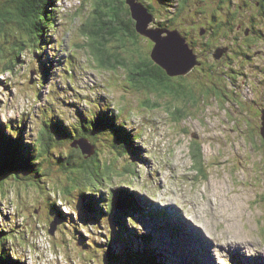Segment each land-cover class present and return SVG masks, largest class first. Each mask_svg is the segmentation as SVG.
<instances>
[{
  "label": "rangeland",
  "instance_id": "1",
  "mask_svg": "<svg viewBox=\"0 0 264 264\" xmlns=\"http://www.w3.org/2000/svg\"><path fill=\"white\" fill-rule=\"evenodd\" d=\"M130 1L133 9L141 7ZM220 1L188 0L184 13L177 14L174 7H169L167 13L170 17L178 15L174 22L188 23L194 16L190 10L202 12L197 15L200 19ZM34 2L38 12L46 16L47 24L44 19L40 24L45 32L36 30L27 35L13 23L2 25L0 127L7 124L20 133L23 130L26 135L23 132L24 137L16 142L25 151L24 139L36 137L43 119L59 118L73 126L76 118L79 122L78 116L84 119L85 114L82 121L99 117L103 126L104 121L108 122L106 128L117 120L113 126L122 125L121 131L113 133L118 134L123 151L115 148L113 136L106 130L101 138H87L85 146L90 147L92 155L99 154L102 168L90 162L88 157L92 155L86 156L81 147L70 151L71 145L64 143L55 151L69 150L79 156L78 162L87 160L83 168H77L81 171L68 173L67 165L58 166L55 158L49 157L44 164L47 175L33 177L32 181L6 180L3 189L0 187V220L11 224L9 231L20 234V240L7 244L9 250L21 252L23 264H87L79 239L83 236L85 243L93 246L104 240L106 231L91 232L85 226H96V222L86 210L80 216L78 212L84 204L92 210L94 203L102 212L111 189L123 187L145 211L130 215L134 218L130 220L136 228L149 232L152 245L169 264H264V141L259 130L264 119V39L256 37L253 43L258 44L247 51L240 43L237 45L239 39L246 40L244 31L232 33L236 41L228 42L232 47L228 58L232 55L233 59L225 60L231 67L227 77L221 76L223 65L207 72L206 63L211 61L206 55L211 51L202 53L196 48L205 73L199 70L198 76L191 72L185 79L168 76L173 82L171 90L153 91L145 83H137L140 69L134 63L145 58L148 66H154L155 61L150 59L156 41L149 43L151 38L145 34L133 43V37L123 29L119 34L116 29L104 40L114 24L112 14H106L107 7L100 9L104 0ZM10 3L17 4L0 0V11H12ZM257 5L249 4V21L251 14L264 17L259 1ZM155 12L164 14L158 8ZM47 17H52L54 27L50 28ZM102 22L104 29L98 32ZM141 23L140 28L148 30L149 17ZM156 25L149 34L169 36L164 26ZM250 26L243 30L250 32ZM15 32L25 40L31 36L34 53L25 49L19 54L15 50L17 43L10 41L17 37ZM246 52L249 57L241 59ZM187 53L190 57L187 65L182 63L184 68L193 63ZM223 55L224 48L217 51V58ZM246 60L255 65H248ZM182 80L187 96L199 98L197 106H186L172 93L180 89ZM48 103L53 104L50 107ZM51 136L44 128V137ZM75 177L76 182H71ZM67 182L73 188L70 192L63 190ZM49 203L57 206V213L65 212L51 235L49 222L56 217L52 218L53 211L47 209ZM121 249L119 246V252ZM93 254L91 251L89 255ZM93 256L104 258L101 253ZM90 262L100 263L98 259Z\"/></svg>",
  "mask_w": 264,
  "mask_h": 264
},
{
  "label": "trees",
  "instance_id": "2",
  "mask_svg": "<svg viewBox=\"0 0 264 264\" xmlns=\"http://www.w3.org/2000/svg\"><path fill=\"white\" fill-rule=\"evenodd\" d=\"M13 1L17 2L15 6L12 5V3H10L9 5V9L13 12H4V10L2 12L0 11V39H3V33L5 31L2 28V25H5V22L17 25L27 35L32 34V32H35L36 30H40L41 33L45 32V27H41L40 24L42 23L43 19L44 25L47 24L46 16L38 12V8L34 0H11V2ZM136 1H138L141 5H143V7L146 8V15L154 16V23L152 24L153 26L155 23H157V27H162L164 26V22L169 21V25H173V28L179 30L190 43V45L196 46L197 44H205L206 47H208L211 51L210 54L206 55L211 61L209 63H206V71L211 73L213 67H215L216 65H223L225 67V70L221 73V76L227 77V74L228 72H230L229 69L231 67L229 66V62L225 60H232V55H230V58H228V53L230 52L229 51L227 53H224L223 57L217 58L216 54L217 51L222 48L230 47L232 49L231 46H228L229 41L231 42V44L235 42L233 41L234 38H231V32L234 33L233 28L238 23H240V17H249L247 13V9L249 6L247 8L245 6L250 3V0H221L217 3V5H215V7H213L212 11L210 10L209 17H206V12H203L205 15H203V17L200 19L197 18V15L201 14L202 12L197 13L198 11L190 10L194 12V16L192 17L191 22L188 23L184 21H180L178 23L174 22V20L178 16L177 14L184 13V6L185 4H187L188 0ZM151 1L153 2V4L150 3ZM257 1L260 2V13H263L264 0ZM106 7V14L108 15V12L112 14L111 21L114 24L112 28L113 30L109 29L107 31L108 36L107 34L103 36L104 40L110 37V34L114 33L116 29L117 34H119L120 30L123 29L125 34L133 37L134 43L136 41L135 38H138V36L141 34H139L136 19H133L131 16L132 8L128 4V1L104 0L103 8L100 7V9L104 10V8ZM169 7H174L176 9L175 11H177V14H171L172 17L167 15ZM157 8L161 12L163 11L164 14L160 15L158 14V12H155ZM225 11H227L226 14H224ZM258 18L255 14H251V20L249 21L252 26L251 30L255 31L254 28H256L257 30L259 28V38L264 39V17L258 16ZM50 19H52V17L48 18V24L50 25V28H52L56 25V23L53 22L54 20ZM192 23H194V25H192ZM255 24L259 25L256 27L254 26ZM103 25L104 22H102L101 25L102 29L100 28L98 32L104 29ZM204 29H206V31ZM15 36L17 37L13 39L11 38L10 41H15L17 43L15 50H18L19 54H22L25 49H27L30 53H34V43L33 41H31V36L28 40H25V37L21 33L15 32ZM220 37L223 38L221 40V42L223 41L222 45H220L221 42L218 43ZM238 44L239 41L237 42V45ZM239 51L241 52V50ZM247 54L248 53L246 52L242 53L241 55L244 58H247L249 57V55ZM114 56L118 57L116 53H114ZM246 61H248V65L250 63H253L251 60ZM197 63L198 64H196L190 72L185 74L186 76L180 75V77L184 76L181 78L185 79L187 78V76H189V74H191V72H195V74L201 76V74H199V70H201L202 73H205V69L203 70L204 61L197 60ZM143 65L147 67V69H144ZM199 65H201L202 67H200ZM254 65L255 63L252 64V66ZM134 66L140 69V72L136 73L140 78L138 79L137 83H145L153 91L158 88L166 90L173 83L170 82V80L167 78L169 75H167L166 72L156 64H154V66L153 64H150V66H148V62L146 60H137V62L134 63ZM262 82L264 83V78L262 79ZM179 85L180 89H177L176 91L172 90V93L179 99V101H185L184 104L186 106H189L190 108L191 106H197V100L199 98L189 97V95L187 96V93L185 92L186 83L184 81L183 83L179 82ZM168 90H171V88H169ZM194 90L195 93H198L197 88H195ZM186 99H190L191 101L189 100V102L191 104L187 102ZM99 120H97V117H95L93 120L91 119L87 122H84L83 124H80V127L70 128V126H65V124L61 123L60 121L50 122L45 119L44 126L47 127L49 135L52 136L50 138L44 137L43 128L39 127L37 136L35 138L24 139V147L27 149L25 151L20 147V144L16 142L20 133H13V131H10V133L6 134L5 132H3V137L0 139V187L3 189L6 180L10 178H12L14 181L16 179H27L32 181L33 177L34 179L38 178L44 173H46L47 175L48 173L44 164L47 158L49 159V157H54L58 163V166L67 165L66 170L68 173H71L74 170H77L78 172L81 171L77 168H83V165L87 160L85 161L84 159L83 161L78 162L79 156L70 154V151L76 149L71 148L70 151L60 149L57 152L55 151V148L57 147L62 148L64 143H68V145H71L70 142L72 139H77L81 136L87 135L88 138L90 137L89 139L95 140L97 138H101L106 130H108L113 136V140H111V143L116 146L115 148L121 150L120 148H122V146L120 144V138L118 134L115 135L113 132H117L119 127L122 126L119 125L116 128H111L108 126V128H106L107 126L105 124V126H103V124H101ZM113 125L114 123H112V126ZM27 136H30V134ZM98 155V153H95V155L88 157V159H90V162L92 163H98L100 169L103 167V164L98 159ZM76 179V177L75 179H71V182L75 183ZM68 183L69 182L66 183L63 190L70 192L71 189L73 190V188H69V185L71 183ZM99 190L101 189L99 188ZM124 190L126 189L123 187L111 189V192L109 193L110 195L108 196V199H106L107 201H105L104 205L102 206L103 209L101 208L102 212L96 210L97 203H94L95 207L92 210L90 209V207H86L85 204L79 210V214L83 213V211L85 212L86 210L88 213L87 215L96 222V226L94 225L92 228L93 230L98 231L99 233H101L100 229H104L106 231L104 240H102L101 242L98 241L97 243L95 242V245L93 246L85 243V239L83 236L79 239L81 247L84 248L82 251L80 250V252L82 255L87 256V264H91L90 261L97 259L100 261L99 264H169L168 259L161 253H159L157 249L152 245L151 235L147 232H139V230L135 227V224L132 221V219L134 220L133 217L136 215V213L141 212V214H143L145 211L139 204V206H137V203L133 202L127 196V192L125 194L122 193V191ZM55 206L56 205L54 203H49L47 205V209L51 212L53 211L52 218L56 217V219L58 220L59 218H62L65 212L57 213V209L55 208ZM130 215L133 217H129ZM119 218L120 220H117ZM130 218L132 219L130 220ZM65 221L67 220L65 219ZM64 224H66V222H64ZM10 225L11 224L6 221L0 222V241L1 243H3V248L2 246L0 248V264H23V262L20 260V258L22 257L21 252H19L18 250H13V248L9 250V248L7 247V244H13L17 240H20V234L16 235L12 230H8L10 228ZM88 225L90 227V224ZM74 229L76 230V227H74ZM113 230L114 232L112 233ZM119 246H121L122 248L120 252L118 250ZM91 251L92 253H94L93 255H99V253H101V256H103L104 258L99 259L98 257H94L93 255L90 256L89 254L91 253ZM123 251H125L126 253L122 254Z\"/></svg>",
  "mask_w": 264,
  "mask_h": 264
},
{
  "label": "water",
  "instance_id": "3",
  "mask_svg": "<svg viewBox=\"0 0 264 264\" xmlns=\"http://www.w3.org/2000/svg\"><path fill=\"white\" fill-rule=\"evenodd\" d=\"M130 7L132 8V15H134V18L137 19V27L139 32H142L144 34H148V36L156 41L155 44V48L153 49L154 51L152 52V57L154 59V61L165 70V72L169 75V76H173V75H185L187 74L189 71H191V69L198 64L196 62V60H193V63L190 64L189 67L184 68L183 67V62H185V64H188V56L189 53H187V51H185V45L182 41V39L179 36V33H177V31H171L169 30V36L166 37H156L154 35L149 34L148 32H145L144 30H142L141 27V20L144 21L147 19V17H149V20L152 21V16L150 15H146V8L143 7V5H141L140 3H138V1L134 3L139 4L141 7H137V10L133 9V3L129 0L128 1ZM141 9L144 12V17H142V12ZM141 14V18H137V15ZM139 20V23H138ZM157 47H159L158 52H155ZM186 64V65H187ZM174 69V70H173ZM262 125L263 127L260 128V133L262 136V140L264 141V119H262ZM77 144L81 147L82 151L84 152V154H86V156H91L92 153L90 150V147L88 149H85V146L87 145V142L85 139L79 140L77 141V143H73V146H77ZM93 150V149H92ZM90 153V154H89ZM55 229H57L56 226V222L53 221L50 224V228H49V233L53 234Z\"/></svg>",
  "mask_w": 264,
  "mask_h": 264
},
{
  "label": "flooded vegetation",
  "instance_id": "4",
  "mask_svg": "<svg viewBox=\"0 0 264 264\" xmlns=\"http://www.w3.org/2000/svg\"><path fill=\"white\" fill-rule=\"evenodd\" d=\"M8 1H10V0H8ZM202 2L204 1H206V2H209L210 3V0H201ZM209 3L207 4V5H209ZM250 3H253V5L255 6V7H258V5H257V3H258V1L256 0V3H255V1L254 0H250ZM249 3V4H250ZM249 4L248 5H246L245 7L247 8L248 6H249ZM206 5V6H207ZM213 7H215V5H213L207 12H206V17H209L210 16V10L212 11V9H213ZM7 10H5L4 12H6ZM226 12L227 11H225L224 12V14H226ZM247 13H248V11H247ZM168 15V14H167ZM166 15V16H167ZM131 16H132V18L133 19H135L134 18V15H132L131 14ZM143 17V16H142ZM137 18H141V14H138L137 15ZM153 23H149V25H148V29H153L154 28V26L152 25ZM169 24H164V28H163V31H165V32H167L168 30H171V31H177V33H179V36H180V38L182 39V41H183V43H184V45H185V51H189L190 52V54H191V57L193 58V60H200V56H198V52L197 53H195V49L196 48H200V51H202V53H205V51L207 50L208 52L210 51L209 50V48L208 47H206V45L205 44H198V45H196V46H193V45H190V43L187 41V39L183 36V34L179 31V30H177V29H175V28H173V25L172 26H168ZM192 25H194V23H192ZM246 27L245 29H248V27L250 26V22H249V17H240V23H238L234 28H233V30H234V32L235 31H237V32H240V31H244V33H245V38H246V40L245 39H239V43H240V45H241V47H243V48H245V50H247L248 51V48H251L252 46H256L257 44H258V42H256V43H253V41H256L255 40V38L257 37L259 40H260V38H259V34H258V31L260 30L259 28H258V30L256 29V28H254V30L255 31H257V32H255V31H253V30H251L250 32L249 31H247L246 32V30H243V27ZM226 27V26H225ZM146 28V29H147ZM157 28H159V27H157ZM143 30V29H142ZM205 31H206V29H204ZM204 30H202V31H204ZM145 32H148L149 30H144ZM139 34H141V35H144V34H142V32H139ZM231 38H234L233 37V35H232V32H231ZM151 40L152 39H150L149 40V43L151 42ZM153 41V40H152ZM233 41H236V39L234 38L233 39ZM228 50H229V47H226V48H224V53H227L228 52ZM151 56V55H150ZM189 57H190V55H189ZM241 59H243V56H242V58ZM241 59H239V60H241ZM144 60H145V58H144ZM150 60H154L153 59V57L151 56V59ZM156 63V62H155ZM264 63V62H263ZM156 65H158L157 63H156ZM159 66V65H158ZM160 67V66H159ZM161 68V67H160ZM162 69V68H161ZM158 71H161V70H158ZM43 223H45V222H43Z\"/></svg>",
  "mask_w": 264,
  "mask_h": 264
},
{
  "label": "bare ground",
  "instance_id": "5",
  "mask_svg": "<svg viewBox=\"0 0 264 264\" xmlns=\"http://www.w3.org/2000/svg\"><path fill=\"white\" fill-rule=\"evenodd\" d=\"M46 55L49 56L48 54H46ZM40 67H41V64H40ZM115 122H118V121H117V120H115V121L112 120V123H115ZM104 124L107 125L108 122H107V121H104ZM117 125H118V124H117ZM116 127H118V126H116V125H115V126H111V128H116ZM20 130H21V129H20ZM119 130L121 131V129H119ZM20 132H21V131H19V130L17 131V133H20ZM23 132H24V131L22 130V133H20V135H19V138H20V139L23 138L24 135H26L25 132H24V135H23ZM122 193L125 194L126 192H125V191H122ZM162 214H165V209L163 210ZM176 217H177V216H176ZM178 223H179V222H178ZM185 224H186V223H185ZM202 232H203V230H202ZM50 235H51V234H50ZM209 250H210V249H209ZM194 255H195L196 258H199V257L197 256V254H194Z\"/></svg>",
  "mask_w": 264,
  "mask_h": 264
},
{
  "label": "clouds",
  "instance_id": "6",
  "mask_svg": "<svg viewBox=\"0 0 264 264\" xmlns=\"http://www.w3.org/2000/svg\"><path fill=\"white\" fill-rule=\"evenodd\" d=\"M11 1V0H10ZM151 22V21H150ZM148 30H153V29H148ZM147 31V30H146ZM169 31V30H168ZM167 31V32H168ZM148 33H149V31H148ZM145 35V34H144ZM147 36H148V34H146ZM196 62H197V60H196ZM163 69V68H162ZM164 70V69H163ZM165 71V70H164ZM167 74V73H166ZM168 75V74H167ZM4 128H6L7 130L5 131V133L7 134V133H10V131H13V133H15V132H17V130L18 129H16V130H13V129H11V127L8 125H5L4 127H2V129H4ZM3 131L4 130H1V128H0V133H3Z\"/></svg>",
  "mask_w": 264,
  "mask_h": 264
}]
</instances>
